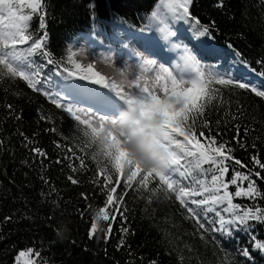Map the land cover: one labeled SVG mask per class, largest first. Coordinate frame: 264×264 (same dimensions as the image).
<instances>
[{
	"label": "trees",
	"instance_id": "trees-1",
	"mask_svg": "<svg viewBox=\"0 0 264 264\" xmlns=\"http://www.w3.org/2000/svg\"><path fill=\"white\" fill-rule=\"evenodd\" d=\"M220 3L193 0L190 11L200 25L190 26L172 19L159 0H42L46 27L41 30L39 17L34 16L29 31L34 36L47 33L45 43L55 60L66 62L69 49L73 52L82 39L118 52L125 48V39L135 37L154 41L161 53L176 48L173 53L178 69L183 65L181 49H186L218 73L261 86L264 0ZM153 11L177 33L170 41L156 30ZM7 24V20H0V28ZM204 27L208 33L199 36L197 29ZM142 28L146 30L141 32ZM34 59L45 63L38 56ZM58 71L55 65H46L42 71L53 91H60ZM212 88L219 91L204 108L203 116L196 118L193 130L197 135L203 130L205 136H216L218 143L228 142L232 155L249 168L253 167V155L264 162V98L228 85L213 84ZM82 127L27 82L0 78V264H17L21 256L30 258L32 264H264V252L253 250L243 230L231 236L198 230L175 193L151 191L159 187L151 178L147 190L133 183L123 201L114 205L119 211L106 241L100 229H106L108 222L94 221L107 192L103 187L105 173L100 170L112 175V185L117 176L96 145L83 135ZM37 148L45 155L35 152ZM234 171L247 169L236 165L225 180ZM69 177L77 182L72 183ZM205 182L210 184V175ZM238 183L247 187L245 181ZM257 185L264 193V181L257 179ZM116 189L114 200L124 191L123 177ZM229 191L234 192L235 186L229 185ZM192 198L202 197L185 199L190 202ZM233 202L242 207L258 203L264 208V199L259 197L255 201L234 197ZM208 215L214 217L213 213ZM93 223H98V229L90 238ZM122 227L127 232H122ZM254 233L264 242V224L255 223ZM243 248L251 253V261L240 255Z\"/></svg>",
	"mask_w": 264,
	"mask_h": 264
},
{
	"label": "snow or ice",
	"instance_id": "snow-or-ice-1",
	"mask_svg": "<svg viewBox=\"0 0 264 264\" xmlns=\"http://www.w3.org/2000/svg\"><path fill=\"white\" fill-rule=\"evenodd\" d=\"M159 2L167 7L175 21H183L190 26L200 25L199 19L190 11L193 0ZM220 6H223L222 0ZM44 15L42 0H0V20L8 21L7 25L0 28V78H19L27 82L32 90L43 92L57 108H62L77 121L78 126H83L80 129L83 135L89 138L91 144L96 145L98 154L111 164L117 176L116 184L112 185V175H107L106 170L101 168L100 172L105 173L103 187L107 188L106 199L104 205L94 213V221L108 222L106 229H100L105 232V240L107 241L112 232V225L119 211L114 205L123 201L127 189L131 188L133 183L147 190L151 178L159 183V187L151 191L155 193L163 189L165 192L175 193V199L189 214L198 230L205 233L219 232L228 236L243 230L248 235L253 250L264 252V242L258 240L254 233L255 223L264 224V208L258 203L252 207H242L233 202L234 197H245L253 201L257 197L264 199V193L257 185V179L264 181V176L261 175L264 162L257 155H253V167L249 168L248 164L242 163L232 155L233 149L228 142L218 143L216 136H205L203 130L197 135L193 130L196 118L203 116L204 108L219 91L212 88L213 84L233 86L254 93L260 98H264V90H261L264 84L257 86L244 78L225 76L214 71L211 65L203 64L191 52L181 49V59L186 71L180 73L174 74L172 67L165 66V63L158 64L154 59H141L133 66L135 70L130 78L127 66L118 69V74L127 84L126 91L124 84L95 71L93 63L85 66L75 60L76 53L70 49L66 62L55 60L45 43L47 33L34 36L29 31L34 16L39 17V28L45 29ZM151 16L157 21L156 30L165 40L170 41L177 35L156 11H153ZM145 30L140 29L141 32ZM197 31L199 36H205L209 30L204 27L202 31ZM175 47L180 48V45ZM37 56L45 63H38L34 59ZM93 58H96L95 55ZM167 63L170 64L171 61ZM46 65H55L59 70L57 75L61 79L60 91H53L48 87L51 82L47 76L42 75ZM250 70L253 74L256 73L255 69ZM259 76L264 77V71H261ZM89 83L99 88L89 87ZM158 93H162L163 98ZM81 104L88 106L81 107ZM125 108L140 115L133 126L122 127L118 137L111 130V126L118 123L117 118ZM207 126L205 122L204 127ZM145 132H151L155 143L168 149L169 155L164 163V170L142 168L123 147L125 142ZM237 142L240 147H246L242 142ZM34 151L41 156L45 155L38 148ZM93 159L96 157L93 156ZM236 165L247 171H234L232 177L225 180L230 168ZM256 168L259 170H255ZM188 169H191V172ZM209 175L210 184L205 182ZM121 177L124 178V191L114 200L113 194L116 193V185L120 183ZM69 179L72 183L77 182L72 177ZM239 181L247 182V187H243ZM229 185L235 186L234 192L229 191ZM205 193L208 195L205 196ZM186 197L202 198H192L189 202ZM213 205L219 206V210ZM110 206H113L111 218ZM209 213H213L214 217L209 218ZM120 215L122 219H126L123 212H120ZM97 229L98 223H93L89 231L90 238ZM121 231L127 232V229L122 227ZM239 253L247 260H252L247 248L239 249Z\"/></svg>",
	"mask_w": 264,
	"mask_h": 264
},
{
	"label": "rangeland",
	"instance_id": "rangeland-1",
	"mask_svg": "<svg viewBox=\"0 0 264 264\" xmlns=\"http://www.w3.org/2000/svg\"><path fill=\"white\" fill-rule=\"evenodd\" d=\"M124 42L125 48L122 51L111 52L95 41L82 39L79 40L73 48V52L76 53L74 58L85 66L88 63H93L95 71L100 72L106 77L114 79L117 83L124 84L126 91L128 90L127 84L118 74L117 70L123 69L127 66L129 68L128 75L130 78L132 72L135 70L133 66L138 64L141 59H154L158 64L165 63V66L173 68L174 74L186 71L182 64L181 68H177L176 55L173 53L176 51V48L173 49V52L170 50L165 53H161L158 45L154 41L132 37L125 39ZM94 55L96 57L95 59L93 58ZM168 61H171V63H167ZM148 82L151 84V79H149ZM101 90L106 91L105 89ZM158 95L163 98L162 93H158ZM80 106L87 107L88 105L81 104ZM17 264H32V262L30 258L21 256L18 257Z\"/></svg>",
	"mask_w": 264,
	"mask_h": 264
},
{
	"label": "clouds",
	"instance_id": "clouds-1",
	"mask_svg": "<svg viewBox=\"0 0 264 264\" xmlns=\"http://www.w3.org/2000/svg\"><path fill=\"white\" fill-rule=\"evenodd\" d=\"M139 115L138 112L125 108L117 118L118 123L111 126V130L119 137L120 129L133 126ZM123 147L142 168L146 170L152 168L164 170V163L169 155L168 149L165 146L157 145L151 132L142 133L138 137L125 142Z\"/></svg>",
	"mask_w": 264,
	"mask_h": 264
}]
</instances>
